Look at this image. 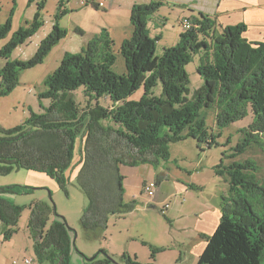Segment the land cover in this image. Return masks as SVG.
I'll return each instance as SVG.
<instances>
[{
	"label": "trees",
	"instance_id": "trees-1",
	"mask_svg": "<svg viewBox=\"0 0 264 264\" xmlns=\"http://www.w3.org/2000/svg\"><path fill=\"white\" fill-rule=\"evenodd\" d=\"M87 4L96 8L92 2ZM44 6L42 0L33 21L13 33L0 49V57L8 59L17 46L41 28ZM162 6V1L152 0L131 8L132 33L117 52L105 29L77 54L65 52L59 67L45 81L47 89L39 96L49 99V106L16 127H0V176L19 170L39 172L62 188L64 171L71 164L75 140L79 138L78 181L88 197L80 224L86 232L103 230L110 216L127 214L135 208L134 201L124 202L120 167L149 165L155 169L160 161L169 159V144L188 138L209 147L214 143L215 137L208 134L200 115L202 110H215L219 131L251 117L250 123L239 129L243 137L236 153H243L253 144L264 146V41L248 42L242 36L244 25L219 31L213 19L199 13L187 19L191 28L179 34L176 44L156 56L160 36L150 37L148 23ZM64 15L61 3L50 33L31 59L6 63L0 71V97L18 85L22 71L43 64L66 37L67 31L58 21ZM10 30L8 19L0 25V40ZM196 55L200 59L196 72L203 85L190 93L185 66ZM118 56L124 63L122 74L114 69ZM158 84L159 97L152 92ZM140 88V100L128 101ZM78 89H83L81 93L87 99L83 108L74 100ZM99 99L108 100L111 108L101 106ZM216 169V175L229 184L228 195L221 197L218 224L205 238L206 246L196 264H262L264 184L255 178L257 168L252 161L225 166L221 160ZM20 191L19 187L0 188V224L6 228L4 233H11L10 227L17 223L23 208L2 195ZM51 212L55 210L43 202L30 206L27 229L34 260L40 264H70L73 230L61 216H55L46 229ZM99 254L90 261L84 258L85 264H113L111 257L98 259ZM120 264L143 263L123 255Z\"/></svg>",
	"mask_w": 264,
	"mask_h": 264
},
{
	"label": "rangeland",
	"instance_id": "rangeland-1",
	"mask_svg": "<svg viewBox=\"0 0 264 264\" xmlns=\"http://www.w3.org/2000/svg\"><path fill=\"white\" fill-rule=\"evenodd\" d=\"M41 1L0 0V25L8 19L11 20V30L4 39L0 40V49L10 40L13 33L21 27L26 28L25 23L33 21ZM55 4L56 0L45 3L41 12L43 24L30 39L23 45L17 46L8 59L0 57V71L7 62H25L34 56L41 41L50 33L53 20H56ZM163 12H166V9ZM179 13V10H174L169 14L168 26L163 30L162 39H159L155 45L156 56H160L164 48L175 44L178 30L181 33L184 31ZM77 20L87 32L97 23L96 16L89 10H84L80 17L73 15L58 19L68 33L65 46L70 54H77L82 43L87 40L73 33L72 28ZM61 60V49L54 47L43 64L20 73L18 85L6 96L0 97L1 128L16 127L31 117V114H41L42 108L49 106L50 100L41 99L39 96L47 89L45 81L59 67ZM199 63V56L196 55L185 66L189 76L190 93L203 85L202 78L196 72ZM114 69L118 74L125 71L121 56H118ZM82 90L78 89L74 92V100L81 108L86 106L87 101L81 93ZM152 92L154 96L159 97L161 85L158 84ZM142 95L143 89L140 88L128 98V101L137 102ZM99 104L105 108H111L112 105L104 99H99ZM200 115L204 119L208 134L214 135V143L209 147L195 138H188L182 142L169 144V159L160 161L155 166V170L162 169L166 174L162 184L159 187L154 186L155 199H150L145 193L138 194L136 200H133L136 206L132 212L110 216L106 228L97 232H86L80 224L81 216L88 206V197L78 181L81 168L79 138L75 140L71 164L63 174L65 188H62L56 180L39 172L19 170L0 176V188H21V193H6L2 195L3 198L23 208L17 223L10 227V234L4 233L6 228L0 224V250L5 253V257L11 256L7 264H24L25 258L29 256L34 258L27 224L30 218V206L35 202H43L55 210L48 216L46 229L55 216L64 217L69 228L73 230V251L83 259L92 258L105 250L104 253L99 254L98 259L111 257L118 264L123 255H129L137 261V256L140 260H145L147 255L150 258L149 263L152 264H156V259L158 264H196L201 250L197 249L195 243H189L190 237L197 234L200 241H205V238L214 232L221 215V197L228 195L229 184L218 174L216 175V167L221 160L225 166L234 162L252 161L257 168L254 173L256 180L264 184V146L253 144L240 154L235 150L243 137L239 129L247 126L251 117L248 116L243 121L219 131L215 123V110H202ZM188 185L201 189L195 190ZM158 196L165 201L155 205L153 202ZM130 201L124 198L127 204ZM153 241L159 243H151ZM156 249L162 250L156 251ZM83 251L92 255L88 257ZM33 261V264H40L34 259Z\"/></svg>",
	"mask_w": 264,
	"mask_h": 264
},
{
	"label": "crops",
	"instance_id": "crops-1",
	"mask_svg": "<svg viewBox=\"0 0 264 264\" xmlns=\"http://www.w3.org/2000/svg\"><path fill=\"white\" fill-rule=\"evenodd\" d=\"M150 1L152 0H88V3L92 2L96 5V8H93L90 4L83 5L80 0H56V8L54 14L57 15L58 7L61 3L62 9L65 11V15L62 17V19L73 15L80 17L84 10H89L96 16L97 23L90 27L88 32L82 27L81 22L79 20H77V23L74 24L72 28L74 34L80 35L83 38H87V40L83 42L80 46V50L87 44V42L93 36L99 34L102 29H105L114 41V50L117 52L122 42L125 39H128L132 33V27L130 24L131 8L136 4H147ZM160 1L163 2V6L159 9L157 13H155L151 17L148 23L149 35L151 38H154L159 35L160 39H162L163 30L166 29L169 23V14L173 13L174 10H179V16L181 20L189 19L190 17H198L199 13H204L215 21L216 29L219 31L228 27L244 25L246 28L242 35L243 38H245L248 42L251 43H259L264 41V0ZM48 2L49 0H45V3ZM99 3H103V6L99 7ZM164 9H166V12H163ZM61 21L62 20H60V22ZM60 22L59 25L60 27H62ZM76 30L79 31V34L75 32ZM180 33V30H178V37ZM178 37L176 39V42L178 41ZM66 39L67 35L55 47L57 49H61L62 58L65 52L70 53L69 49L65 46ZM120 173L124 177V198H128L131 201L136 200L138 194L144 193V186L146 184L154 182L155 186L159 187L162 184V180L166 179V174L163 172L162 169L155 170L149 165H143L138 167L122 166L120 167ZM155 193L152 198L155 197ZM164 201L165 199H159L158 196V199H156V201H154L153 203H155L156 205L159 203H164ZM190 238L191 241L189 243H195L197 249H200L202 252L206 246V240L200 241L198 239L197 234H194ZM151 243L159 242L153 241ZM83 253L86 256L88 255V257L92 255L91 253L87 254L84 251ZM4 255L5 253L1 249L0 264H7V260L11 258L10 255L8 256V258ZM29 257L31 258V256ZM146 257L147 259L145 258V260H140L137 256V259L140 263H149L150 258H148L147 255ZM70 264H85V262L82 257L78 256L77 254H75L74 251H72L70 257ZM156 264H158V259H156Z\"/></svg>",
	"mask_w": 264,
	"mask_h": 264
},
{
	"label": "built area",
	"instance_id": "built-area-1",
	"mask_svg": "<svg viewBox=\"0 0 264 264\" xmlns=\"http://www.w3.org/2000/svg\"><path fill=\"white\" fill-rule=\"evenodd\" d=\"M81 3L84 5V4H87L88 3V0H80ZM103 6V3H99V7H102ZM181 26L182 28L185 30H189L191 28V23L187 20V19H183L181 21ZM154 182H150L148 184H146L144 186V193L151 199L154 195ZM33 259L32 258H25L24 259V264H33Z\"/></svg>",
	"mask_w": 264,
	"mask_h": 264
},
{
	"label": "water",
	"instance_id": "water-1",
	"mask_svg": "<svg viewBox=\"0 0 264 264\" xmlns=\"http://www.w3.org/2000/svg\"><path fill=\"white\" fill-rule=\"evenodd\" d=\"M73 244H74V242H73ZM86 260H88V261L93 260V257H92V258H88V259H86ZM113 264H118V263L115 262V261H113Z\"/></svg>",
	"mask_w": 264,
	"mask_h": 264
}]
</instances>
